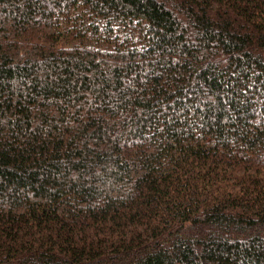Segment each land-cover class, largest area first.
<instances>
[{"label": "trees", "instance_id": "trees-1", "mask_svg": "<svg viewBox=\"0 0 264 264\" xmlns=\"http://www.w3.org/2000/svg\"><path fill=\"white\" fill-rule=\"evenodd\" d=\"M0 264H264V0H0Z\"/></svg>", "mask_w": 264, "mask_h": 264}]
</instances>
